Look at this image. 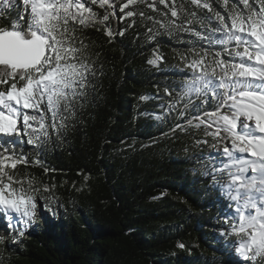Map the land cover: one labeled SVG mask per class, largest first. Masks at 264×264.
<instances>
[{"label":"snow or ice","instance_id":"6c2138e0","mask_svg":"<svg viewBox=\"0 0 264 264\" xmlns=\"http://www.w3.org/2000/svg\"><path fill=\"white\" fill-rule=\"evenodd\" d=\"M118 2L0 0V18L9 16L4 9L16 13L0 27V217L11 243H21L37 208L45 207L36 198L40 189L33 187L34 178L27 187L18 178V165H38L45 174L57 171L40 157L53 138H62L77 110L96 98L102 72L84 29L103 31L111 43L136 20L114 30L110 18L123 23L139 17L142 26L151 23L146 32L149 42L167 34L187 45L183 51L174 50L180 63L173 65L187 74L175 77L173 84L157 85V95H141L140 100H164L158 94L163 87L164 96L171 99L159 105L162 111L155 114L156 120L173 113L183 118L191 110L184 123L169 131L191 135L189 130L194 129L203 137L195 145L211 149L199 159L203 175L225 201L215 218L220 225L215 231L225 239L230 254L239 258L233 264H264V0H217L226 16L212 0H125L117 17ZM93 5L103 9V15ZM164 62L157 42L147 64L163 72L159 65ZM26 145L36 153L31 161ZM231 236L237 240L227 243ZM5 240L0 236V245L10 251Z\"/></svg>","mask_w":264,"mask_h":264},{"label":"trees","instance_id":"16d2710c","mask_svg":"<svg viewBox=\"0 0 264 264\" xmlns=\"http://www.w3.org/2000/svg\"><path fill=\"white\" fill-rule=\"evenodd\" d=\"M123 2L116 4L117 17ZM212 3L227 15L217 0ZM93 8L103 15V9ZM4 10L9 16L0 18V27L16 15L14 9ZM131 19L136 25L111 43L103 31L84 29L102 72L96 98L77 110L62 138H53L40 157L57 171L45 174L41 166L18 165V178L25 187L34 178L33 187L40 189L36 198L45 207L37 208L19 244L11 243L0 217V236L6 237L10 249L0 245V264H233L239 259L215 231L220 227L215 218L225 201L203 175L199 159L211 149L195 145L203 137L194 129L189 130L191 135L169 131L184 123L191 110L183 118L173 113L156 120L155 114L162 111L159 105L171 99L164 96L163 87L158 94L164 100H140L141 95H157V85L173 84L175 77L187 74L173 67L180 63L174 50L183 51L187 45L167 34L149 42L146 32L151 23L142 26L139 17L123 23L110 18L108 23L117 30ZM157 42L164 55L165 62L159 65L163 72L147 64ZM179 83L175 79L176 87ZM165 132L167 136L162 135ZM29 148L26 145L25 150L31 161L36 153ZM236 240L231 236L226 242Z\"/></svg>","mask_w":264,"mask_h":264}]
</instances>
